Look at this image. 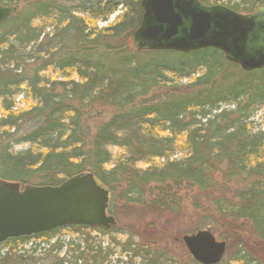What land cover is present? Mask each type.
I'll return each mask as SVG.
<instances>
[{
    "label": "trees",
    "instance_id": "16d2710c",
    "mask_svg": "<svg viewBox=\"0 0 264 264\" xmlns=\"http://www.w3.org/2000/svg\"><path fill=\"white\" fill-rule=\"evenodd\" d=\"M20 1L26 3L23 10L0 25V179L19 185L57 186L76 174L91 173L109 191L110 212L116 213L114 199H118L127 216L139 209L175 214L189 197L193 211L214 213L226 225L249 224L256 241L264 245V132L254 133L248 122L256 108L264 105V69L243 73L212 49L185 55L125 48L141 21L140 0H0V5L17 8ZM210 2L225 4L236 12L264 4V0L203 3ZM119 7L124 11L114 24L101 29L92 26L96 19H108ZM77 14L85 16H74ZM40 19L50 21L51 26L54 23L56 29L49 39L46 35L38 42L45 23L40 28L31 23ZM30 44L35 48L27 56L24 50ZM20 46L24 50H18ZM37 54L41 58L36 63L48 62L63 79L72 71L81 83L57 82L47 87L44 84L50 82L38 75L43 67L32 69V64H26ZM142 54L171 55L178 62L148 68L140 61ZM195 55L202 57L188 62ZM231 68L244 76L235 77ZM26 70L33 72L30 78ZM185 79L189 80L181 88L185 92L178 91L158 104L142 105L153 89ZM19 95L35 104L15 111ZM220 104L233 108L220 110ZM90 105L117 112L92 130L82 121ZM21 144L30 149L14 153L13 147ZM110 148L123 153L112 159ZM176 151L182 157L171 159ZM140 162L147 166L138 168ZM199 227L209 230L210 226L203 218ZM66 228L74 232L88 229L68 226L8 239L0 246L14 252L13 245L31 238L48 242ZM145 229L155 227L146 224ZM95 231L100 235L114 231L113 246L131 253L132 260L138 259L136 264H197L182 247L180 256L168 253L170 246L163 245L167 243L162 235L148 242L139 234L141 230L132 233L127 225ZM102 250L100 244L84 249L70 245L69 262L101 264L106 256ZM11 252L0 255V264L22 263V256L7 260ZM241 255L237 261L250 264L251 258ZM52 259L51 264L66 263L57 254Z\"/></svg>",
    "mask_w": 264,
    "mask_h": 264
},
{
    "label": "water",
    "instance_id": "95a60500",
    "mask_svg": "<svg viewBox=\"0 0 264 264\" xmlns=\"http://www.w3.org/2000/svg\"><path fill=\"white\" fill-rule=\"evenodd\" d=\"M141 22L132 34L137 51L189 53L208 48L249 73L264 68V7L244 16L220 6H202L197 0H141ZM17 9L0 5V25ZM109 194L91 173L76 174L58 186H20L0 179V244L65 226L108 230L115 226L107 215ZM179 242L197 264H219L224 241L211 231L182 235Z\"/></svg>",
    "mask_w": 264,
    "mask_h": 264
},
{
    "label": "rangeland",
    "instance_id": "374dc122",
    "mask_svg": "<svg viewBox=\"0 0 264 264\" xmlns=\"http://www.w3.org/2000/svg\"><path fill=\"white\" fill-rule=\"evenodd\" d=\"M26 3H23L20 1V3L17 5V12L23 10ZM264 5V4H263ZM263 5H259L258 7H261ZM77 6V5H76ZM257 8V6H256ZM123 9L120 7L114 12L112 15L108 17V19H96V21L92 24L93 27L97 29L105 28L109 25L114 24L116 22L117 17L121 16L123 13ZM76 17H83L85 15L83 14H77L74 15ZM11 19V18H9ZM8 19V20H9ZM95 19V18H93ZM6 20V21H8ZM5 21V22H6ZM4 22V23H5ZM45 23V24H43ZM43 24V27H45L39 37V41L44 40L47 35V39L51 37V34L55 31L56 25L52 23V26L50 24V21H41L40 20H33L31 25L34 27L40 28ZM131 40L129 42H126L124 45L125 48H129L131 51L134 50V45ZM24 46V45H22ZM17 47L18 50H24V47ZM133 46V47H132ZM35 48V45L30 44L26 47L24 51H26L27 56L31 54L32 48ZM46 48V47H45ZM31 49V50H30ZM136 50V49H135ZM137 51V50H136ZM138 53H146V51H138ZM152 53V52H147ZM202 57V56H201ZM200 55H195L190 58L188 62H196L197 60L201 59ZM41 56L39 54L33 55L32 59H28L26 61L27 65L32 64V69L34 68H41L42 70L39 71L38 75L42 77L43 81L47 80L50 83L44 84L47 87H50L51 84L57 83V82H68L73 81L75 83H81V81L78 79L76 74L74 72L67 73L66 79H63L61 74L56 71V69L48 62L43 64L40 61L36 60L40 59ZM43 60H45V57H42ZM26 60V59H25ZM140 61L147 66L148 68L156 65H173L178 62V58L175 56H167V55H151V54H142L140 57ZM6 65H9V68H12L11 61H7ZM48 64V65H47ZM235 77H243V74H240L237 70H234L231 68L229 70ZM26 76L30 78V76L33 74L31 70H26L25 72ZM46 82V81H44ZM189 80L185 79L182 80L179 84L177 81L174 83H165L164 85H160L158 88L153 89L150 91L147 96L145 97V100L142 102V105L144 106H150L154 104H158L165 98L171 96V95H178V91L180 93L185 92L184 90H181V88L187 86ZM41 85H43L41 83ZM165 86V87H163ZM52 88V87H51ZM54 92L57 91V87L54 85ZM59 90V89H58ZM35 104V102H32L27 97L18 96L15 100V106L14 110L16 111H23L25 110L28 105ZM220 110H231L233 108L230 104H220L219 106ZM117 111L112 108H105V107H98L96 105H90L88 108L84 110V114L82 117V121L86 122L88 126L93 130L94 127L106 123V120L111 116V114L116 113ZM1 115V114H0ZM248 122L250 123V127L254 133L257 132H264V105L259 106L256 108L254 113L250 116ZM165 135V133L163 134ZM30 147L28 144H21L16 145L13 147V152L18 153L22 151L29 150ZM109 152L111 154L112 159L118 158L123 152L121 149L118 148H110ZM182 153H178V151L175 152V154L172 156L171 159H178L182 157ZM153 162L162 163V160H155ZM112 162L109 166H111ZM147 165L143 162L138 163V168H145ZM239 185V183H237ZM21 186V185H20ZM123 186L119 187L114 194H118L119 190L122 189ZM231 188H236L235 185L231 184ZM121 193V191H120ZM231 194V192H230ZM186 202L182 203V205L179 207L180 210L177 211L175 214H154L150 211H139L136 214L132 215H125L126 213L121 210V206L123 203L119 202L118 199H114V205H115V214L113 212H110L109 209H107V214L110 216H113L115 221L117 222V227H114L112 229L119 228L121 226H130L132 228V233L135 232V229L141 230L139 234L144 235L145 239L149 242L156 237L162 235L163 240H166V243H163L164 246H170V250H167L168 253H170L172 256H180L182 253L181 247L184 249L183 245L181 244L179 246L178 239L181 238L182 235H188L187 233L192 230H202L200 229V223L201 219L205 218L207 220V223L209 224V231L212 232L214 237L218 241H224L226 245V250L222 262L225 264H241V262H238L237 259L242 256L241 254H247L250 259V264H262L264 262V245L262 243H259L254 238L250 225L245 224L243 226L239 225L240 223H231V225L227 222L222 223L218 221V217L214 215V213L206 214L204 212H197L193 211L191 201L189 197H186ZM109 204V203H108ZM141 208V207H138ZM142 209V208H141ZM113 211V210H112ZM135 213V212H133ZM146 224H153L155 227V230H146L145 226ZM236 227H242L238 230L235 229ZM143 228V229H142ZM114 231H111V233L106 235H100L96 233L95 230H92V228L79 230L77 232L72 231L71 229H61L55 235L50 237L48 239V242L43 240H37V239H29L27 242L25 241L22 245L18 244L17 246L13 245L12 249H14V252L9 251L11 249L10 247H4L0 246V255L4 256L6 255V252H11L9 256L6 257L7 260H12L13 258H16L17 256H22V263L20 264H51L52 263V257H54L55 254H57L58 258H63L65 260V264H83L82 261L78 260L76 263L69 262L70 254L69 247L71 245V248H74L76 246H79L81 249L86 248V246H89L90 244L95 245L96 247L100 244V247L104 250L102 255H106L103 259V262L101 264H136L138 262V259H131V253H122L120 251L119 247H114L113 243L111 242V238L114 237ZM165 235V236H164ZM167 238L175 239V241H171ZM226 238V239H225ZM137 238H134V241ZM224 239V240H222ZM242 239V240H241ZM238 240V241H237ZM87 241L88 243L85 244ZM162 245V246H163ZM180 247V248H179ZM57 251V253H56ZM186 251V250H185ZM106 252V254H104ZM24 256V257H23ZM30 259H25V258ZM5 259V260H6ZM32 260V261H31ZM67 260V261H66ZM86 264V263H85Z\"/></svg>",
    "mask_w": 264,
    "mask_h": 264
},
{
    "label": "flooded vegetation",
    "instance_id": "af4514ba",
    "mask_svg": "<svg viewBox=\"0 0 264 264\" xmlns=\"http://www.w3.org/2000/svg\"><path fill=\"white\" fill-rule=\"evenodd\" d=\"M198 3L202 6H206V7H209V6H213V5H217L220 3H214V2H210L208 4H204V0H197ZM227 6V5H226ZM228 7V6H227ZM264 6H261V7H257L251 11H246V12H236L234 9L232 8H227L229 9L230 11H233L234 13H237V14H241V15H244V16H248V15H252L255 11H257L258 9H261L263 8ZM263 35L264 33L262 31H257L255 30L249 37L250 38H253L256 42H259V46L263 45L261 41H257L259 38H263ZM208 49H212V48H208ZM208 49H204V50H208ZM204 50H198V51H194V52H199V51H204ZM212 50H215V49H212ZM194 52H191V53H194Z\"/></svg>",
    "mask_w": 264,
    "mask_h": 264
}]
</instances>
